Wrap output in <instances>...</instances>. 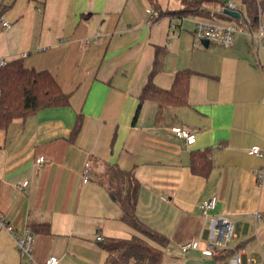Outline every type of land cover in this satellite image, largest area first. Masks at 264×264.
I'll use <instances>...</instances> for the list:
<instances>
[{
    "label": "crops",
    "instance_id": "0c3cea01",
    "mask_svg": "<svg viewBox=\"0 0 264 264\" xmlns=\"http://www.w3.org/2000/svg\"><path fill=\"white\" fill-rule=\"evenodd\" d=\"M218 1L243 7V0ZM4 2L12 4L0 19V58L23 57L27 66L50 71L71 100L0 127V213L18 232L50 222V233H34L31 258L0 229V264H46L50 256L58 264H113L97 237L138 232L97 180L108 163L132 170L140 182L139 218L170 240L162 264H226L200 248L180 250L192 239L206 246L209 216L200 205L213 195L209 213L235 221L232 248L244 263H264V183L256 174L264 157L249 151L264 149V41L241 32L231 46H204L195 22L214 18L171 13L184 0ZM157 46L167 50L157 85L169 88L177 70L193 71L189 104L169 109L161 122L156 101L138 111ZM174 125L196 132V141L187 144ZM205 148L213 160L207 176L190 167L192 151ZM40 155L47 161L36 162Z\"/></svg>",
    "mask_w": 264,
    "mask_h": 264
},
{
    "label": "trees",
    "instance_id": "16d2710c",
    "mask_svg": "<svg viewBox=\"0 0 264 264\" xmlns=\"http://www.w3.org/2000/svg\"><path fill=\"white\" fill-rule=\"evenodd\" d=\"M155 4V0H152ZM12 3L0 0V19ZM227 4L218 0H184V6L171 13L180 17L201 16L220 18L231 21L247 22V29L255 32L262 21L264 11L263 0H243L241 18H236L225 12ZM155 9V8H154ZM167 50L157 46L152 69L140 94L141 105L146 100L158 104L156 122L166 117L169 109L189 104L190 68H182L175 72L172 85L163 88L156 84L155 75L161 71ZM70 93L65 92L54 75L48 70H37L25 64L23 57L7 60L0 65V127L7 128L15 118H26L46 107L65 106L70 104ZM137 111V112H138ZM192 172L207 176L213 167L211 149L194 150L190 157ZM99 183L106 186L121 207V219L132 226L138 233L129 238L106 236L101 244L108 252L107 262L113 264H128L132 256L133 264H162L163 247L169 238L143 222L137 214V203L140 182L132 170H125L116 164L108 163L105 169L97 174ZM33 233H50V222L32 223ZM150 240L159 244L154 245ZM236 249H217L213 256L217 260H228Z\"/></svg>",
    "mask_w": 264,
    "mask_h": 264
},
{
    "label": "built area",
    "instance_id": "2783aa9c",
    "mask_svg": "<svg viewBox=\"0 0 264 264\" xmlns=\"http://www.w3.org/2000/svg\"><path fill=\"white\" fill-rule=\"evenodd\" d=\"M226 8L238 9L235 2H229ZM241 11V10H240ZM149 14L148 22H152L155 17V10L153 7L147 9ZM242 12V11H241ZM243 16V12H242ZM241 16V17H242ZM240 17V18H241ZM215 17L213 20L197 19L193 28V33L198 42L207 39L209 42L221 44L224 46H231L235 42V36L238 33L244 32L250 36H257L260 41H264V22H260L259 28L255 32L247 29V22H219ZM4 26H10L8 20H3ZM7 62L5 58H0V65ZM264 99V98H263ZM172 131L179 137L185 139L187 144H192L196 141V132L185 126H172ZM250 153L264 157V149L259 145H254L249 149ZM47 161L45 155H40L36 158V162L42 163ZM89 162L85 166V178L88 180ZM257 180L260 185L264 183V167H260L257 171ZM27 182L19 183L18 187L26 185ZM217 204V197L215 195L205 199L200 207L202 212L209 216V234L206 246L202 247L198 239L188 240L181 244L180 250L184 254L191 249L200 248L201 251L209 256H212L217 249H230L232 248L231 242L236 237L235 221L233 218L226 214H210V210L214 209ZM0 229H4L11 234L16 242V246L23 257L31 258L34 251L35 234L26 228L23 232H18L14 226L6 219L5 215L0 213ZM99 240L102 236L97 237ZM59 259L56 256H50L46 264H58ZM226 264H264L257 262L254 258L249 257L247 263H244L242 253L236 250L226 261Z\"/></svg>",
    "mask_w": 264,
    "mask_h": 264
},
{
    "label": "water",
    "instance_id": "95a60500",
    "mask_svg": "<svg viewBox=\"0 0 264 264\" xmlns=\"http://www.w3.org/2000/svg\"><path fill=\"white\" fill-rule=\"evenodd\" d=\"M224 10L226 13H228L229 15L236 17V18H240L242 16V12L239 9L225 8ZM202 43L204 46L209 45V41L207 39L202 40Z\"/></svg>",
    "mask_w": 264,
    "mask_h": 264
}]
</instances>
